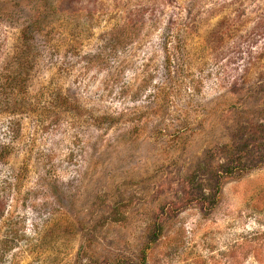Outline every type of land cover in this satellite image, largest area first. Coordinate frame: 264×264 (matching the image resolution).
Wrapping results in <instances>:
<instances>
[{"label":"rangeland","instance_id":"rangeland-1","mask_svg":"<svg viewBox=\"0 0 264 264\" xmlns=\"http://www.w3.org/2000/svg\"><path fill=\"white\" fill-rule=\"evenodd\" d=\"M0 208V264H264V0H0Z\"/></svg>","mask_w":264,"mask_h":264},{"label":"trees","instance_id":"trees-1","mask_svg":"<svg viewBox=\"0 0 264 264\" xmlns=\"http://www.w3.org/2000/svg\"><path fill=\"white\" fill-rule=\"evenodd\" d=\"M2 213V208H0V214ZM150 242H153V241H150ZM150 242L148 243V244H150ZM148 244H147V246H148Z\"/></svg>","mask_w":264,"mask_h":264}]
</instances>
